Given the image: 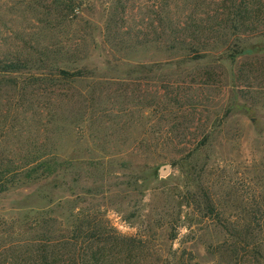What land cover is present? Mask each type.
Masks as SVG:
<instances>
[{"label": "rangeland", "instance_id": "rangeland-1", "mask_svg": "<svg viewBox=\"0 0 264 264\" xmlns=\"http://www.w3.org/2000/svg\"><path fill=\"white\" fill-rule=\"evenodd\" d=\"M236 1L221 27L226 0H0V58L45 76L0 85V253L43 212L58 264H264L262 1ZM28 151L54 173L9 183Z\"/></svg>", "mask_w": 264, "mask_h": 264}, {"label": "trees", "instance_id": "trees-1", "mask_svg": "<svg viewBox=\"0 0 264 264\" xmlns=\"http://www.w3.org/2000/svg\"><path fill=\"white\" fill-rule=\"evenodd\" d=\"M50 1L53 5H56L55 8L57 9V13L62 15L63 12L78 11L80 5L83 3L82 0ZM122 1L125 0H115V2L120 4ZM226 1H229V4L223 5L224 10L221 11L224 16L217 15V22L215 20V22L221 27L224 23H233L237 19V15L243 18L249 16L250 10L247 8V4L250 5V1L246 2V4L244 1ZM261 1L262 2L257 3V7H259L258 9L262 15L261 18L264 20V0ZM238 10H240L241 13ZM256 50H264V46L258 47ZM20 64L16 59L0 58V85H7L8 88L13 91H17V89L22 90V88H20L22 85H19V83L21 84V80L18 81V79L24 72L28 73L26 75L27 77H22L21 79L29 78L35 82L45 79L44 73L33 75V73L23 71ZM54 75L58 80L64 81L68 79L69 73L64 69H59ZM73 75L80 76L81 74L80 71H77V73L75 72ZM53 156L54 153L51 152L31 153L28 151L24 155L23 163L21 165L6 170V173H8L7 181L11 183L14 178L33 180L36 178L51 176L54 173L55 168L53 167L54 165L51 160ZM42 213L43 212H33L31 216L26 217L23 224V232L25 233V236L18 239V241H9L8 246L1 249L3 253H0V256L12 257H6V264H58L56 260L58 255L57 249L59 251V249L63 250L66 248V252L71 253L70 246L74 244L72 238L69 237L68 234L60 233L54 228V220L50 217H43ZM13 232H15L14 229H11L10 234ZM0 264H4V262H0Z\"/></svg>", "mask_w": 264, "mask_h": 264}, {"label": "water", "instance_id": "water-1", "mask_svg": "<svg viewBox=\"0 0 264 264\" xmlns=\"http://www.w3.org/2000/svg\"><path fill=\"white\" fill-rule=\"evenodd\" d=\"M168 168H169V166L167 164H164L158 169V173L159 174H164L167 171Z\"/></svg>", "mask_w": 264, "mask_h": 264}]
</instances>
